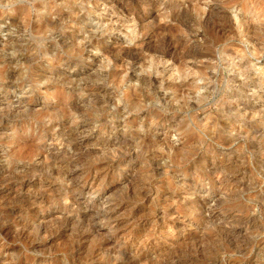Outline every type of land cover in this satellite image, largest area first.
I'll return each instance as SVG.
<instances>
[{
  "label": "clouds",
  "instance_id": "9594fccd",
  "mask_svg": "<svg viewBox=\"0 0 264 264\" xmlns=\"http://www.w3.org/2000/svg\"><path fill=\"white\" fill-rule=\"evenodd\" d=\"M0 264H264V0H0Z\"/></svg>",
  "mask_w": 264,
  "mask_h": 264
},
{
  "label": "rangeland",
  "instance_id": "374dc122",
  "mask_svg": "<svg viewBox=\"0 0 264 264\" xmlns=\"http://www.w3.org/2000/svg\"><path fill=\"white\" fill-rule=\"evenodd\" d=\"M125 2H127V0H125ZM132 2L136 4L137 8L139 9L141 4L150 3V0H132Z\"/></svg>",
  "mask_w": 264,
  "mask_h": 264
}]
</instances>
